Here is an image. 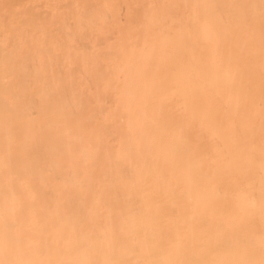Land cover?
Here are the masks:
<instances>
[{
    "label": "bare ground",
    "instance_id": "1",
    "mask_svg": "<svg viewBox=\"0 0 264 264\" xmlns=\"http://www.w3.org/2000/svg\"><path fill=\"white\" fill-rule=\"evenodd\" d=\"M0 264H264V0H0Z\"/></svg>",
    "mask_w": 264,
    "mask_h": 264
}]
</instances>
